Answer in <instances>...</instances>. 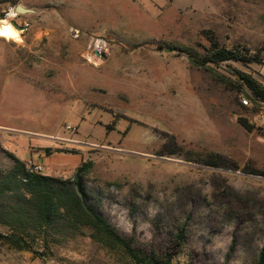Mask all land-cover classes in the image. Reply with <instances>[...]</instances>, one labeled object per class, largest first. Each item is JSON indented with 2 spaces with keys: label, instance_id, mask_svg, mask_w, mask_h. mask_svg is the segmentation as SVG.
<instances>
[{
  "label": "rangeland",
  "instance_id": "rangeland-1",
  "mask_svg": "<svg viewBox=\"0 0 264 264\" xmlns=\"http://www.w3.org/2000/svg\"><path fill=\"white\" fill-rule=\"evenodd\" d=\"M11 12L23 34L0 39V171L13 166L5 151L62 180L89 164L80 187L138 252L160 263L171 254L173 264H255L264 104L242 105L250 91L235 71L253 75L256 65L203 67L187 53L202 61L215 42L263 56L264 0H0V19ZM212 155L217 167L205 164ZM94 234L59 232L48 251L35 244L47 261L0 242V264H135Z\"/></svg>",
  "mask_w": 264,
  "mask_h": 264
},
{
  "label": "trees",
  "instance_id": "trees-1",
  "mask_svg": "<svg viewBox=\"0 0 264 264\" xmlns=\"http://www.w3.org/2000/svg\"><path fill=\"white\" fill-rule=\"evenodd\" d=\"M182 52L186 53V50ZM187 54L193 62L203 67L207 64L219 67L224 62H235L246 67L264 64V57L260 54L249 57L242 50L224 48L215 42L202 61H194V58ZM235 73L238 75L240 86L250 91L251 100L264 103V84L253 75L238 70ZM239 123L248 132L255 130V126L246 119H239ZM5 153L13 161V166L8 171H0V226L9 230L8 233L0 232V242L17 250L31 252L47 261L49 258L45 251L37 250L35 244L39 243L42 250L48 251L58 244L59 232L62 235L66 233L64 237L75 236L85 227L93 229L95 237L99 235L123 249L135 264H173L171 254L165 263H160L155 260L152 252H138L132 247V241L121 238L94 209L89 203L90 197L80 187V176L87 172L89 164L84 163L77 168L75 180H62L35 172L13 153ZM215 158L220 159L221 156L212 155L205 164L217 167ZM261 175L264 176V173ZM184 239V231H180L177 235L178 247L182 246ZM255 264H264V247Z\"/></svg>",
  "mask_w": 264,
  "mask_h": 264
},
{
  "label": "bare ground",
  "instance_id": "bare-ground-1",
  "mask_svg": "<svg viewBox=\"0 0 264 264\" xmlns=\"http://www.w3.org/2000/svg\"><path fill=\"white\" fill-rule=\"evenodd\" d=\"M16 17V13L11 12L5 19H0V31L7 29V31L0 35V39L5 40H13L15 42H20L21 35L23 34V29L18 24H14V19ZM99 50L101 46H96ZM85 57L87 60L95 65H100L101 60L95 54H86Z\"/></svg>",
  "mask_w": 264,
  "mask_h": 264
},
{
  "label": "built area",
  "instance_id": "built-area-1",
  "mask_svg": "<svg viewBox=\"0 0 264 264\" xmlns=\"http://www.w3.org/2000/svg\"><path fill=\"white\" fill-rule=\"evenodd\" d=\"M226 64H227V62H224V63H222L218 68H224L225 66H226ZM250 95V94H249ZM249 95L248 96H244L243 98H242V105L243 106H246V107H249L250 105H251V102L253 101V100H251V98L249 97ZM256 103H258V104H264L263 102H261V101H256ZM30 167V169L31 170H34L35 172H42V170H43V168L42 167H40V166H38V165H33V164H31V165H29Z\"/></svg>",
  "mask_w": 264,
  "mask_h": 264
},
{
  "label": "crops",
  "instance_id": "crops-1",
  "mask_svg": "<svg viewBox=\"0 0 264 264\" xmlns=\"http://www.w3.org/2000/svg\"><path fill=\"white\" fill-rule=\"evenodd\" d=\"M166 53V52H165ZM264 57V55H263ZM253 72V77L264 84V64L262 65H256L254 68L251 69ZM189 74H184V80L186 81V78L188 79Z\"/></svg>",
  "mask_w": 264,
  "mask_h": 264
},
{
  "label": "water",
  "instance_id": "water-1",
  "mask_svg": "<svg viewBox=\"0 0 264 264\" xmlns=\"http://www.w3.org/2000/svg\"><path fill=\"white\" fill-rule=\"evenodd\" d=\"M17 11L19 13H24V14H28V13H32L33 12L32 10L25 9L22 6H18L17 7ZM176 51H177L176 49L171 48V47H165L164 48V52H166V53H174Z\"/></svg>",
  "mask_w": 264,
  "mask_h": 264
},
{
  "label": "snow or ice",
  "instance_id": "snow-or-ice-1",
  "mask_svg": "<svg viewBox=\"0 0 264 264\" xmlns=\"http://www.w3.org/2000/svg\"><path fill=\"white\" fill-rule=\"evenodd\" d=\"M7 31V29L0 31V35L4 34Z\"/></svg>",
  "mask_w": 264,
  "mask_h": 264
}]
</instances>
